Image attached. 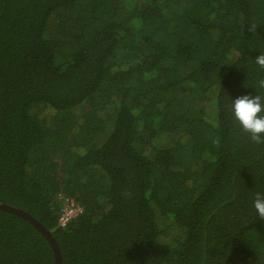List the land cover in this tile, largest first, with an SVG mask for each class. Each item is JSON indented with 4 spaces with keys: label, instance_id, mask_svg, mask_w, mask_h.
Wrapping results in <instances>:
<instances>
[{
    "label": "trees",
    "instance_id": "16d2710c",
    "mask_svg": "<svg viewBox=\"0 0 264 264\" xmlns=\"http://www.w3.org/2000/svg\"><path fill=\"white\" fill-rule=\"evenodd\" d=\"M261 53L264 0H0V204L60 264H264ZM54 263L0 210V264Z\"/></svg>",
    "mask_w": 264,
    "mask_h": 264
},
{
    "label": "clouds",
    "instance_id": "9594fccd",
    "mask_svg": "<svg viewBox=\"0 0 264 264\" xmlns=\"http://www.w3.org/2000/svg\"><path fill=\"white\" fill-rule=\"evenodd\" d=\"M256 23L249 25V31L255 32ZM255 64L264 70V53L255 59ZM256 87L264 91V77L256 81ZM233 119L241 131L247 135L253 146H264V95H242L231 101ZM257 217L264 221V193L257 192L252 201Z\"/></svg>",
    "mask_w": 264,
    "mask_h": 264
},
{
    "label": "water",
    "instance_id": "95a60500",
    "mask_svg": "<svg viewBox=\"0 0 264 264\" xmlns=\"http://www.w3.org/2000/svg\"><path fill=\"white\" fill-rule=\"evenodd\" d=\"M0 210L7 212V213H10V214H13L15 216H18L20 218H23L29 224H31L46 239V241L50 245L51 250L53 252L54 260H55L54 264H60L58 247H57L50 231H48L46 228H44L37 220H35L34 218H32L31 216H29L28 214H26L25 212H23L21 209H19L17 207H14L12 205L0 204Z\"/></svg>",
    "mask_w": 264,
    "mask_h": 264
},
{
    "label": "built area",
    "instance_id": "2783aa9c",
    "mask_svg": "<svg viewBox=\"0 0 264 264\" xmlns=\"http://www.w3.org/2000/svg\"><path fill=\"white\" fill-rule=\"evenodd\" d=\"M82 213V209L78 204H75L72 200L65 198L63 201V207L59 214L58 222L60 227L67 226L72 220L77 218Z\"/></svg>",
    "mask_w": 264,
    "mask_h": 264
}]
</instances>
